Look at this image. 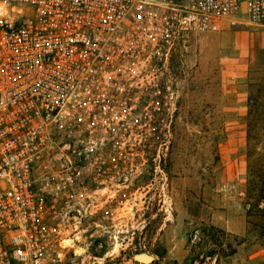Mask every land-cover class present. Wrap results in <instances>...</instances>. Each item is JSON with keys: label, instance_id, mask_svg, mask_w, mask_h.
Segmentation results:
<instances>
[{"label": "built area", "instance_id": "built-area-1", "mask_svg": "<svg viewBox=\"0 0 264 264\" xmlns=\"http://www.w3.org/2000/svg\"><path fill=\"white\" fill-rule=\"evenodd\" d=\"M238 16L264 27V0H0V264H65L71 224L98 206L80 189L163 188L173 56Z\"/></svg>", "mask_w": 264, "mask_h": 264}, {"label": "rangeland", "instance_id": "rangeland-1", "mask_svg": "<svg viewBox=\"0 0 264 264\" xmlns=\"http://www.w3.org/2000/svg\"><path fill=\"white\" fill-rule=\"evenodd\" d=\"M172 66L179 109L163 188L142 174L114 192L80 189L98 206L71 224L65 264H264V27L238 16L191 33ZM72 179L86 184L88 169Z\"/></svg>", "mask_w": 264, "mask_h": 264}, {"label": "water", "instance_id": "water-1", "mask_svg": "<svg viewBox=\"0 0 264 264\" xmlns=\"http://www.w3.org/2000/svg\"><path fill=\"white\" fill-rule=\"evenodd\" d=\"M137 256H141L142 258H145V261H149L151 259V257L148 254H146V253H138V254H136V256H135L136 259L140 260L139 259L140 257H137ZM140 261H142V260H140Z\"/></svg>", "mask_w": 264, "mask_h": 264}, {"label": "bare ground", "instance_id": "bare-ground-1", "mask_svg": "<svg viewBox=\"0 0 264 264\" xmlns=\"http://www.w3.org/2000/svg\"><path fill=\"white\" fill-rule=\"evenodd\" d=\"M137 257H140V258H139L140 260L146 262V261H145V258H142L141 256H137Z\"/></svg>", "mask_w": 264, "mask_h": 264}, {"label": "trees", "instance_id": "trees-1", "mask_svg": "<svg viewBox=\"0 0 264 264\" xmlns=\"http://www.w3.org/2000/svg\"><path fill=\"white\" fill-rule=\"evenodd\" d=\"M233 251V250H232Z\"/></svg>", "mask_w": 264, "mask_h": 264}]
</instances>
